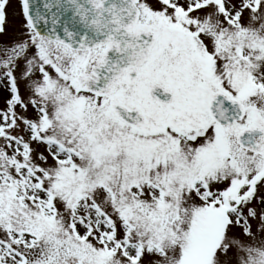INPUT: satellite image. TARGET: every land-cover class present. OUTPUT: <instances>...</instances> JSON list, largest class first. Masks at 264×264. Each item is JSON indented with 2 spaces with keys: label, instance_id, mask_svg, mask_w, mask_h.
Here are the masks:
<instances>
[{
  "label": "snow or ice",
  "instance_id": "1",
  "mask_svg": "<svg viewBox=\"0 0 264 264\" xmlns=\"http://www.w3.org/2000/svg\"><path fill=\"white\" fill-rule=\"evenodd\" d=\"M0 264H264V0H0Z\"/></svg>",
  "mask_w": 264,
  "mask_h": 264
},
{
  "label": "rangeland",
  "instance_id": "2",
  "mask_svg": "<svg viewBox=\"0 0 264 264\" xmlns=\"http://www.w3.org/2000/svg\"><path fill=\"white\" fill-rule=\"evenodd\" d=\"M20 26V20L19 18H13L11 14L9 15V22H8V28L10 34L13 32L14 29H18Z\"/></svg>",
  "mask_w": 264,
  "mask_h": 264
}]
</instances>
